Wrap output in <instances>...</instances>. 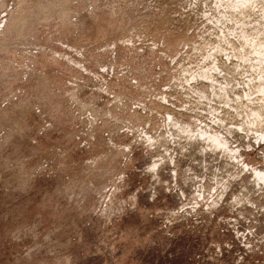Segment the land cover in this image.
<instances>
[{"label":"rangeland","instance_id":"1","mask_svg":"<svg viewBox=\"0 0 264 264\" xmlns=\"http://www.w3.org/2000/svg\"><path fill=\"white\" fill-rule=\"evenodd\" d=\"M0 264H264V0H0Z\"/></svg>","mask_w":264,"mask_h":264},{"label":"bare ground","instance_id":"2","mask_svg":"<svg viewBox=\"0 0 264 264\" xmlns=\"http://www.w3.org/2000/svg\"><path fill=\"white\" fill-rule=\"evenodd\" d=\"M242 15H243V14H242ZM240 16H241V15H240ZM243 16H245V15H243ZM243 16H242V17H243ZM244 18H245V17H244Z\"/></svg>","mask_w":264,"mask_h":264}]
</instances>
